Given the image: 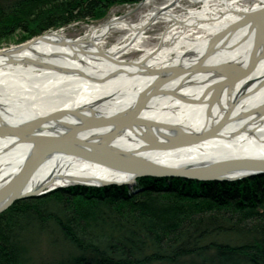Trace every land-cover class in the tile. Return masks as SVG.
Listing matches in <instances>:
<instances>
[{
    "label": "bare ground",
    "instance_id": "6f19581e",
    "mask_svg": "<svg viewBox=\"0 0 264 264\" xmlns=\"http://www.w3.org/2000/svg\"><path fill=\"white\" fill-rule=\"evenodd\" d=\"M179 2L164 0L138 23L122 14L81 38L47 31L0 51L1 195L73 183L130 187L144 176L133 181L125 171L148 163L168 172L264 162V0H191L201 5L183 16L172 11ZM160 20L180 27L153 53L120 58ZM114 29L127 32L123 41L102 48ZM35 161L28 175L24 166ZM164 176L185 177H153Z\"/></svg>",
    "mask_w": 264,
    "mask_h": 264
},
{
    "label": "trees",
    "instance_id": "16d2710c",
    "mask_svg": "<svg viewBox=\"0 0 264 264\" xmlns=\"http://www.w3.org/2000/svg\"><path fill=\"white\" fill-rule=\"evenodd\" d=\"M137 1L0 0V40L95 22ZM134 187H71L15 201L0 213V264H264V175L142 177ZM41 243L55 248L37 263Z\"/></svg>",
    "mask_w": 264,
    "mask_h": 264
},
{
    "label": "rangeland",
    "instance_id": "374dc122",
    "mask_svg": "<svg viewBox=\"0 0 264 264\" xmlns=\"http://www.w3.org/2000/svg\"><path fill=\"white\" fill-rule=\"evenodd\" d=\"M236 1L240 7H251V6H253V3L255 2V0H236ZM163 2H164V0H148L147 2H145V0H139L133 4L118 3V4L113 5L109 9L107 16L104 17L103 19H100V20L95 21V22H86V21L73 22V23H70L68 25H65V26L59 27L57 29L50 30V31H59V32L63 33L65 36L72 38V39L81 38L84 35H87V33H89V31L91 30L92 27H96L98 24H101L102 22L108 20L109 18H111L113 16H119L122 14L123 15L127 14V16H126L127 20H129L131 22L138 23L140 18L145 16L146 13H148V11L156 9L157 7H160L163 4ZM143 3H145V4H143ZM200 5H201L200 3H194V2H191V0H180L179 4L175 5L173 7L172 11L174 13H176L177 15L183 16L189 8L193 9V8L199 7ZM172 24H173V22L163 21V20L154 22V24L151 25L148 30L144 31V34H143L142 40H141L142 41L141 45L140 46L139 45H129V47H127V49H125V53L120 55L121 56L120 58L133 60V59H136L137 57H139L143 54H148L150 52L153 53L154 49H156V47L159 44V42L161 41L162 37L164 35H167V33L170 32V29L175 30V29H177V27L178 28L180 27L179 25L173 26ZM126 33L127 32L124 30H116V29L109 31V33H107L103 37V39H101V41H100L102 48L107 49L112 45H119L120 42L123 41V39H121V37L124 36V34H126ZM38 36H36V37H38ZM33 39H34V37L27 39V40H24V41H19V35L17 32L14 36H12L10 38L8 37L6 39L0 40V51L6 50L9 48H13L15 46H18V45H21L24 43H28L29 41H32ZM158 71H161V70H158V68L154 69V72H158ZM144 177H153V176H144ZM248 177L249 176H245V177H242V179L248 178ZM231 181H233V180H231ZM112 185H114V184H112ZM134 186H130L131 190H135ZM71 187H77V188H83L84 187L87 189L89 187H91V188H102V187H106V186H102V185H99V186L71 185L68 187H59V188H55L52 190L50 189V190H47V191H45L39 195L26 197V198H22L19 200H23V199H27V198H33V197L39 198L41 196H47V194L55 193L56 191H62L63 189H69ZM38 247L39 248L37 251V256H36V252H35V257H34L38 260V261H36L37 263L39 262V258H42V259H40V261H41L43 259H46L47 257H50V255L54 251L55 244H52V243L43 244V243H41V244H39ZM31 259H33V257Z\"/></svg>",
    "mask_w": 264,
    "mask_h": 264
},
{
    "label": "water",
    "instance_id": "95a60500",
    "mask_svg": "<svg viewBox=\"0 0 264 264\" xmlns=\"http://www.w3.org/2000/svg\"><path fill=\"white\" fill-rule=\"evenodd\" d=\"M263 9L257 8L251 12H248L246 14V18L252 17V15L259 14L262 12ZM253 13V14H251ZM47 117L55 116V115H46ZM40 118H45V117H40ZM0 135L2 136V133L0 132ZM4 135V134H3ZM215 134L213 133H206V135H203L198 138L197 143L204 142L205 140L214 137ZM174 148V147H173ZM50 152L49 154H51ZM42 154V152H41ZM41 157V155L39 156ZM38 157V159H39ZM37 161L33 163H26L24 167H27V172L28 175L31 173L33 170L34 166L32 164H36ZM124 169V168H122ZM122 169H120L122 171ZM166 169H155L147 164L146 167H141V168H130L126 173H129L131 175V180L134 181L137 177L141 176H156V175H164V174H179L183 175L185 177L189 178H197L200 180H216V181H231L235 179H239L245 176H251L255 174H264V162L263 160H259L257 162H253V160H250V158H237V159H228V160H223V161H217L216 163L212 164H205L199 168H189V169H184V170H169L166 172ZM232 176V177H230ZM130 180V181H131ZM132 181V184H133ZM107 184H115V185H122V184H128V181H123V182H112V183H102L100 185L106 186ZM72 185H87L85 183H73ZM129 185V184H128ZM91 186V185H90ZM43 188L40 189H35V190H30L26 191L25 189H16L10 193H7L5 195L0 194V213L3 212L5 209H7L13 202L26 198V197H31L35 195H39L45 191L42 190Z\"/></svg>",
    "mask_w": 264,
    "mask_h": 264
}]
</instances>
